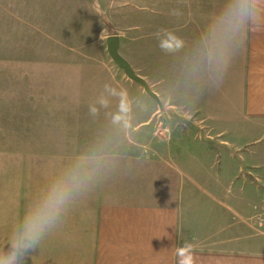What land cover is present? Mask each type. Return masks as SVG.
<instances>
[{
    "label": "crops",
    "instance_id": "crops-1",
    "mask_svg": "<svg viewBox=\"0 0 264 264\" xmlns=\"http://www.w3.org/2000/svg\"><path fill=\"white\" fill-rule=\"evenodd\" d=\"M74 1L0 0V251L33 195L94 155L102 180L27 264H178L185 243L195 264H264V150L248 151L264 131V25L248 33L222 83L207 86L189 56L222 0H84L144 11L129 31L157 100L128 96L145 109L131 108L122 126L112 118L118 97L94 118L98 96L58 94L59 9ZM160 29L184 38L185 51L162 53Z\"/></svg>",
    "mask_w": 264,
    "mask_h": 264
},
{
    "label": "clouds",
    "instance_id": "clouds-1",
    "mask_svg": "<svg viewBox=\"0 0 264 264\" xmlns=\"http://www.w3.org/2000/svg\"><path fill=\"white\" fill-rule=\"evenodd\" d=\"M172 14L180 15L175 10ZM261 25H264V0H222L193 45L189 56L192 70L204 74L207 86L218 87L248 33ZM154 35L157 47L166 56L181 54L188 47L184 38L169 29H160ZM109 97L119 98L117 112L112 114L113 122L127 125L131 105L124 88L106 84L96 101L89 105V114L95 118L101 109H107ZM97 166L94 155L79 156L33 195L9 234L8 247L0 251V264H27L37 246L62 225L74 203L102 180L97 175ZM176 255L178 264H195L190 243L178 248Z\"/></svg>",
    "mask_w": 264,
    "mask_h": 264
},
{
    "label": "rangeland",
    "instance_id": "rangeland-1",
    "mask_svg": "<svg viewBox=\"0 0 264 264\" xmlns=\"http://www.w3.org/2000/svg\"><path fill=\"white\" fill-rule=\"evenodd\" d=\"M71 4L72 7L59 9L60 13L63 11V17L59 15L58 25L59 96H99L106 84L127 89L128 96H146L138 84L124 76L105 51L106 38L118 34L121 37V53L131 62L138 75L139 72L144 74V49L138 46L141 43L129 31L131 26L136 25L132 21L144 19V11L135 8L93 7L84 0H75ZM138 31L144 33L142 28ZM112 106L110 104L108 108ZM131 108L141 110L145 109V105L131 104ZM256 140L249 143L248 151L264 150V131Z\"/></svg>",
    "mask_w": 264,
    "mask_h": 264
},
{
    "label": "water",
    "instance_id": "water-1",
    "mask_svg": "<svg viewBox=\"0 0 264 264\" xmlns=\"http://www.w3.org/2000/svg\"><path fill=\"white\" fill-rule=\"evenodd\" d=\"M105 44L109 57L111 58L113 63L123 72L124 76L130 81L138 84L148 96L157 100L156 94L151 91L146 81L142 77L137 75L132 69L131 65L120 55L118 36H108Z\"/></svg>",
    "mask_w": 264,
    "mask_h": 264
}]
</instances>
